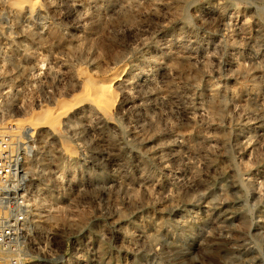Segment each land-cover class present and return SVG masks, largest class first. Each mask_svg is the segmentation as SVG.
I'll list each match as a JSON object with an SVG mask.
<instances>
[{
  "label": "rangeland",
  "instance_id": "rangeland-1",
  "mask_svg": "<svg viewBox=\"0 0 264 264\" xmlns=\"http://www.w3.org/2000/svg\"><path fill=\"white\" fill-rule=\"evenodd\" d=\"M12 1L0 130L26 261L264 264V0Z\"/></svg>",
  "mask_w": 264,
  "mask_h": 264
},
{
  "label": "built area",
  "instance_id": "built-area-1",
  "mask_svg": "<svg viewBox=\"0 0 264 264\" xmlns=\"http://www.w3.org/2000/svg\"><path fill=\"white\" fill-rule=\"evenodd\" d=\"M12 133L0 130V264H29L23 248L27 207L22 193L23 170L19 145Z\"/></svg>",
  "mask_w": 264,
  "mask_h": 264
},
{
  "label": "bare ground",
  "instance_id": "bare-ground-1",
  "mask_svg": "<svg viewBox=\"0 0 264 264\" xmlns=\"http://www.w3.org/2000/svg\"><path fill=\"white\" fill-rule=\"evenodd\" d=\"M22 2H24V0H13L12 1V4H16V5H18V4H20V3H22ZM33 2H35V1H33ZM122 71V70H121ZM119 72V71H118ZM123 72V71H122ZM121 73V72H120ZM119 75V74H118ZM115 76V75H114ZM118 77V76H117ZM90 79H92V78H90ZM89 80V79H88ZM92 81V80H91ZM87 83H88V81H87ZM87 85V84H86ZM89 86V87H88ZM88 86H86V87H88L87 89L85 88V92L87 91V93H85L86 95H87V97L88 98H96L97 99V101H93L92 99H91V101H93L94 102V106L96 107V109L100 112V116H101V118H102V120L103 121H108V120H110V118H109V109H110V107L108 106V105H105V102H107L108 100H111L112 102H114L115 101V99L113 100V92H112V89H111V83H107V84H103V85H101V84H97V82H96V85L94 86V85H92L91 84V86L88 84ZM114 91V90H113ZM83 93V94H84ZM116 97V96H115ZM83 98L85 99L86 97H85V95L83 96ZM88 98H86V102H87V100L89 101V99ZM107 100V101H106ZM75 101V100H74ZM77 102V101H76ZM82 102V101H81ZM78 103V102H77ZM85 103V102H84ZM88 103V102H87ZM91 103V102H90ZM75 104V103H74ZM115 104V103H114ZM78 105V104H77ZM74 107V106H73ZM70 108V107H69ZM111 109H113V108H111ZM67 108L65 107V106H63V105H58L57 107H56V114H54V115H50V116H48V121L49 122H52L54 119L56 120H58V119H60L64 114H66L67 113ZM47 117V116H46ZM44 120H46V119H44ZM37 124V123H36ZM12 137H14V135H12Z\"/></svg>",
  "mask_w": 264,
  "mask_h": 264
}]
</instances>
